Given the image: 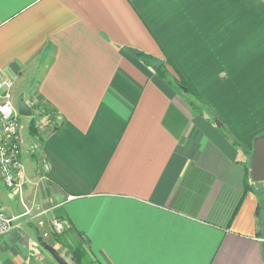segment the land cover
<instances>
[{"label": "crops", "instance_id": "1", "mask_svg": "<svg viewBox=\"0 0 264 264\" xmlns=\"http://www.w3.org/2000/svg\"><path fill=\"white\" fill-rule=\"evenodd\" d=\"M0 70L32 109L0 264H58L54 217L70 264H264V0H0Z\"/></svg>", "mask_w": 264, "mask_h": 264}, {"label": "built area", "instance_id": "2", "mask_svg": "<svg viewBox=\"0 0 264 264\" xmlns=\"http://www.w3.org/2000/svg\"><path fill=\"white\" fill-rule=\"evenodd\" d=\"M13 79L5 71L0 70V178L8 188L23 189V182L19 181V173L23 170L22 150L19 136L21 114L18 106L12 100ZM225 202L230 210L239 198L234 191L225 193ZM30 213V210L27 211ZM20 216H13L0 205V237L20 226ZM43 225L44 221L39 220ZM70 223L64 218L54 217L51 220V231L61 235L69 229ZM47 232H45V235Z\"/></svg>", "mask_w": 264, "mask_h": 264}, {"label": "water", "instance_id": "3", "mask_svg": "<svg viewBox=\"0 0 264 264\" xmlns=\"http://www.w3.org/2000/svg\"><path fill=\"white\" fill-rule=\"evenodd\" d=\"M17 106L21 115L30 116L32 114L30 105L23 98L18 100ZM217 124L221 125V122L217 121ZM249 174L251 179L255 181L256 186H261L264 184V134L259 135L254 140V148L250 160ZM39 240L51 253L58 264H70V262L65 259V257H63L54 246L43 241L41 236L39 237Z\"/></svg>", "mask_w": 264, "mask_h": 264}, {"label": "trees", "instance_id": "4", "mask_svg": "<svg viewBox=\"0 0 264 264\" xmlns=\"http://www.w3.org/2000/svg\"><path fill=\"white\" fill-rule=\"evenodd\" d=\"M134 53V55H137L139 58L143 59L144 61H150V56L147 55L146 53L142 52V51H132ZM150 63H153L152 61ZM157 72L163 77L166 78L169 82H174L177 83V85L179 87H181V89L186 90L187 94L191 96L192 99L189 100V103L191 104L192 108L195 109L196 111L201 110V105L196 103L195 101L198 102L197 100V96L195 95L193 89L190 87V85L188 83H186V81L182 78H175L173 76H170V72L168 71V69L165 67V63H155V66H153ZM178 74V72H176ZM193 98L195 99V101H193ZM223 127V125L221 126ZM226 132V131H225ZM224 132V133H225ZM226 134V133H225ZM60 235H56V237L59 239ZM70 252L75 260V262L80 263V261L78 260V256L83 255V250L79 245H75L72 247H69Z\"/></svg>", "mask_w": 264, "mask_h": 264}, {"label": "rangeland", "instance_id": "5", "mask_svg": "<svg viewBox=\"0 0 264 264\" xmlns=\"http://www.w3.org/2000/svg\"><path fill=\"white\" fill-rule=\"evenodd\" d=\"M183 94H185V93H183ZM19 96H21V95L19 93H17L16 97L19 98ZM185 96L187 97L188 100L192 99L190 95L185 94ZM197 100H198V102L195 101V99L193 98V101H195L196 103L201 105L202 110H199V111H203L205 114H208L210 116V118L217 123V121H219V120L217 119V117L213 113L210 112V110L208 109L209 107L205 103L201 104V102L199 101L200 99H197ZM203 106H205V108ZM22 118H24V116H22ZM219 122H221V121H219ZM220 128L222 129L223 132L228 131L225 128V126L220 127ZM22 131H23V129L21 130V133H22ZM225 133L227 134V132H225ZM0 181L2 182L1 178H0ZM0 189H1L0 194L2 197H3V195H5L7 198H14L13 191H10L4 185V183H3V186L0 185ZM42 240L51 244L52 246H54L58 250V252L63 257H65V259H67L69 261V256L67 255L66 251L64 250L63 245L59 243V241L57 240V237L54 234L50 233L48 236H44ZM44 252L47 253L46 250H44Z\"/></svg>", "mask_w": 264, "mask_h": 264}]
</instances>
